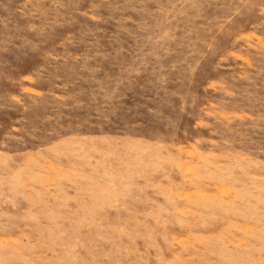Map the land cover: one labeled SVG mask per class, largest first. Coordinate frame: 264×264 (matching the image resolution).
I'll use <instances>...</instances> for the list:
<instances>
[{
  "label": "rangeland",
  "instance_id": "374dc122",
  "mask_svg": "<svg viewBox=\"0 0 264 264\" xmlns=\"http://www.w3.org/2000/svg\"><path fill=\"white\" fill-rule=\"evenodd\" d=\"M0 264H264V0H0Z\"/></svg>",
  "mask_w": 264,
  "mask_h": 264
}]
</instances>
